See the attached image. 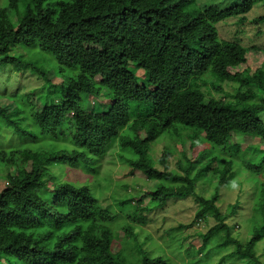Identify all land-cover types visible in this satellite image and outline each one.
<instances>
[{
    "label": "trees",
    "instance_id": "16d2710c",
    "mask_svg": "<svg viewBox=\"0 0 264 264\" xmlns=\"http://www.w3.org/2000/svg\"><path fill=\"white\" fill-rule=\"evenodd\" d=\"M258 5L263 13L248 21ZM230 20L264 24V0H0V68H33L52 84L49 71L32 61L52 60L59 79L53 88L61 92L31 111L0 106V136L6 129L20 139L12 149L0 147V174L11 170L0 192V264H178L141 233L146 219L139 214L183 198L199 205L194 222L168 235L212 217L216 223L198 251L212 246L221 253L229 244L221 262L264 264L257 250L264 182L241 171L264 155V65L250 71L256 47L238 36L220 38L218 25ZM42 154L38 162L28 159ZM109 155L106 165L117 157L154 188L147 182L136 202L127 192L106 207L88 185L52 171L60 164L97 175ZM242 172L256 187L247 243L227 223L242 196L229 206L231 215L217 205L220 188L239 184ZM121 234L126 249L115 251ZM170 240L182 250L179 237Z\"/></svg>",
    "mask_w": 264,
    "mask_h": 264
},
{
    "label": "rangeland",
    "instance_id": "374dc122",
    "mask_svg": "<svg viewBox=\"0 0 264 264\" xmlns=\"http://www.w3.org/2000/svg\"><path fill=\"white\" fill-rule=\"evenodd\" d=\"M204 1V0H203ZM228 3L224 4L227 6ZM263 13L260 5L256 6L248 15V21L254 20ZM234 20H230L227 23H220L218 25L219 36L223 40H235L234 37L238 36L242 41V44L246 47H256L249 52V63L247 65L250 71H254L256 68L264 65V24H251L246 22L244 26L239 27L235 24ZM261 31V32H259ZM89 63L95 61L94 53L89 52L86 56ZM33 63L41 66L43 69L49 71V76H51L52 84L46 83L44 78H41L37 72L32 69H24L22 71H14L12 68H0V106L5 107L8 111H13L16 107L22 110L25 106L28 111H31L36 105H40L45 96H59L61 93L53 88V85L58 84L59 79H55L57 68L55 62L48 60L43 57L38 59L33 58ZM38 66V67H39ZM245 67V66H244ZM243 67V68H244ZM264 68V66H263ZM263 81H264V70H263ZM208 85H213L215 82L211 78H207L206 82ZM201 84V83H200ZM202 90H204V85H200ZM57 87V86H56ZM226 90H232L230 85L225 86ZM52 94H51V93ZM34 106V107H33ZM37 109V108H36ZM26 114V113H24ZM264 121V115L261 117ZM22 127H27V122L21 121ZM0 136V147L4 149H12V147L17 146L16 135L12 132L3 130ZM35 144H33L34 146ZM162 146H154L152 154L159 161V154L161 153ZM47 155H36L30 156L29 161L38 162L43 160ZM111 155L103 160L102 166L98 169L99 174H91L87 169L77 168V167H67L65 165L53 167L54 171L58 176L59 180L65 179V182L74 184L77 186H89L92 193L100 198V202L104 206L114 205L112 199L113 196L123 195L128 192L132 196V201L136 202L138 200V194L142 193L145 189V184L148 182L146 177L141 173L135 172L130 173V167L127 164H123L117 157L114 158L113 162L106 165ZM259 157L261 158L259 160ZM255 159L248 160L247 165L244 169L241 167V171H253L255 178L264 182V155L259 154ZM20 159L25 161L27 158ZM23 164V163H22ZM157 166L162 169V165L157 163ZM11 170L5 169L0 174V192L6 186V176ZM249 172H242L239 176V184H234L229 187H221L218 191L219 196L217 200V205L222 212L227 211L231 215V208L229 206L237 200L239 196H242L243 206H239L236 214L230 216L228 220L229 226H234L233 236H238V239L243 243H247L251 239L249 234V222L251 207L254 201L253 193L255 192V184L252 182H245L246 177H248ZM250 181L252 177H250ZM241 182L243 185L241 186ZM122 185L126 186V190L123 189ZM154 183L148 182L147 189H153ZM243 192V194H241ZM249 192L248 195L246 193ZM245 193V194H244ZM200 194H205V190H200ZM144 205L151 206L149 200L146 199ZM243 207V208H242ZM199 205L196 203L194 198H183V199H172L168 202L165 209L161 210H151L149 212H142L139 214L140 217H145L146 222L142 225L141 233H145L151 236L152 244L156 248L166 249V254L170 258L172 263L178 264H244L245 262L239 259H230L222 261L223 256L227 255L231 249V245H226L223 251L217 252L213 251L212 246L206 248L205 252L198 251L202 247L204 240L203 236L208 232V230L215 225V220L212 217H208V222L199 221L197 224L192 226V229L185 231L182 235L169 234L171 228L177 227L181 222L185 224L193 223L196 213L198 211ZM117 211V210H113ZM116 213V212H115ZM116 234V233H115ZM120 249L115 247V251L126 249L124 244L128 237L121 234ZM182 241L183 248L179 249V243L175 242L173 245L170 244L172 238H177ZM210 238V235H208ZM230 244H232L229 241ZM190 245V250L192 253L188 254L187 246ZM219 245L216 244V247ZM215 246V245H214ZM258 254L262 259H264V239L257 246Z\"/></svg>",
    "mask_w": 264,
    "mask_h": 264
}]
</instances>
